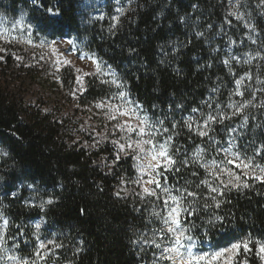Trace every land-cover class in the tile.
<instances>
[{"label": "trees", "instance_id": "16d2710c", "mask_svg": "<svg viewBox=\"0 0 264 264\" xmlns=\"http://www.w3.org/2000/svg\"><path fill=\"white\" fill-rule=\"evenodd\" d=\"M2 1L12 12L27 11L39 33L85 38L87 47L111 66L133 100L163 121L162 128H168L173 138V151L179 150L175 158L180 170L166 171L168 185L199 193L196 215L188 218L195 225L191 234L199 248L221 249L249 237L264 242V182L247 179L250 187L226 190L223 195L200 184L208 179L223 187L206 175L202 160L191 162L198 148L216 155L206 156L209 161L222 159L212 142L219 128L214 123L211 139L200 137L188 130L182 117L193 109L204 114L206 98L217 100L229 85L226 69L203 36L206 20H223L216 18L221 0H131L118 20L108 10L95 21L83 19L80 0ZM245 2L256 13V28L264 33V0ZM48 8L58 15L48 13ZM0 49H4L0 51V144L8 152L0 161L5 192L0 196V212L8 218V237L29 239L31 222L41 218L49 240L62 247L49 245L48 258L40 264H168L156 260L160 249L150 243L154 230L161 227L152 215L160 202L144 196L136 185L133 157L119 151L108 133L103 132L101 139V129L82 112L112 97L119 87L92 75L78 94L71 67L60 71L59 82H47L48 69L41 74L20 46L0 42ZM254 67L241 75L264 76V57ZM35 92L39 97L32 104L28 99ZM52 98L55 104H49ZM185 159L189 163L181 165L179 161ZM19 185L22 188L14 194ZM212 196L220 202L219 208ZM205 203L211 207L205 208ZM249 247V252L240 250L237 263L264 264L255 244ZM31 253L26 252V258Z\"/></svg>", "mask_w": 264, "mask_h": 264}, {"label": "rangeland", "instance_id": "374dc122", "mask_svg": "<svg viewBox=\"0 0 264 264\" xmlns=\"http://www.w3.org/2000/svg\"><path fill=\"white\" fill-rule=\"evenodd\" d=\"M80 2L83 19L85 21H95L105 17L104 11L107 12L108 10H111L113 12V18H116V16L121 13L117 11V9H122L123 11L126 10L130 5L131 0H80ZM219 3H221V7L216 18L219 16L224 18L221 22L217 23L209 19L206 20L207 24L203 36L206 38L205 41L207 42V45L212 47V54L216 56L220 64L226 69L229 85L227 83V88L225 89L224 94L217 100H211L210 96L206 98L203 102L206 111L203 110V112L205 115L208 113L216 115L218 111L222 110L228 115H231L234 111V109L229 107L231 103L252 100V104L243 110L242 115L232 116L230 120H225L222 124H216L219 131L216 130L214 132L216 136L212 142L222 159L224 153L219 151V149L227 148L229 144H231L233 146V151L246 153L249 157H254V162L256 164L264 166V90H262L264 89V76H259L257 72L254 76L250 75L251 78L245 74L241 75L242 72L254 69V66L258 64L260 60H263L264 33L256 28V13L251 11L252 9L248 6L245 0H221ZM109 7H113V9H109ZM259 7H261V5ZM259 7L254 8L260 13V15H263ZM8 8L9 7L4 1L0 0V29L4 27L12 29V35H15L17 39L12 40L9 37L7 40L0 39V42H11L20 46L22 54H29L33 59L32 62L39 67L41 74L44 69L47 68L48 71L44 74V79L47 82H50V80L59 82L60 71L65 67H71L76 78L74 90L78 94H81L85 90V79L92 75H99L102 78L108 79L110 82L115 80L116 83L114 84L116 86L119 85V90L117 93L113 94L112 97L103 99L100 102L93 104L90 108L82 109V112H84L87 119L101 129V133L99 134L101 139L104 138V133L106 132L109 134L113 143L114 141H118L120 144H125L126 142L128 134L121 131L116 125L117 123H123L128 118L117 115L116 119H110V116L115 114L112 106L124 104V101L119 97L120 92H125L127 94L126 99L131 102V106L134 107L141 116H147L151 121L159 122L155 117H152L143 106L136 103L125 91L122 87V83H120L116 76V72L111 66L101 61L94 51L87 47L85 38H51L46 34L39 33L36 29V24L31 21L27 11L15 9V11L12 12V10H9ZM238 15L241 17L240 19H237ZM197 17L200 18L201 16L198 15ZM21 19L25 24H31L32 27L26 30H21L16 25V21ZM29 32L31 33L30 37L28 35ZM29 39L31 40L30 43L28 42ZM69 41H72V43L69 44ZM52 46L57 48L55 54H53ZM89 57L94 58V60L100 64V72L96 71V64L94 63V60L89 59ZM36 60H38V62ZM64 60H68L71 63L66 65L63 63ZM226 60L229 61L228 64L224 63ZM245 61L249 62L245 63ZM76 69H80V71L77 72ZM242 77L244 78L242 85L237 86L235 83L236 80L241 79ZM78 79L81 81L80 83L77 82ZM238 87L244 92V96L233 94ZM55 93L60 97L62 92L61 90H58V92ZM38 97L39 96L35 92V95L28 100L34 104L38 100ZM53 98L50 99L49 104L56 103ZM209 105H211V107H209ZM47 108V106L43 107L44 110ZM201 115V112H194L192 110L190 113L183 114L182 117L186 122L190 120L193 122V130L195 131L197 124L202 123ZM131 122L135 124V118H133ZM162 125L158 124V128L160 129L159 138L161 140L166 139L169 136L168 132L165 133L162 131ZM233 129H235V131H233ZM133 138L135 139L134 135ZM217 139L220 141H217ZM114 144L118 148V144ZM198 151L202 152L204 158L202 159V162L204 163L209 161L206 159V156H216L214 153L208 154L202 148H198L195 151V155ZM121 152L128 153L132 157L134 156V153L130 149H127V147L125 148V151ZM7 154V150L0 144V161L2 158L6 157ZM133 160L137 179H139L141 173L137 167L138 161L134 158ZM230 166L235 167L234 165H229L228 167ZM238 170L239 173L237 174L241 175L242 180L249 179L248 177L243 176L241 169ZM144 179H147V176H145ZM136 185L142 192L141 186L137 183ZM20 188H22L21 185H19L14 194H17ZM4 193L3 185L0 182V196H3ZM4 220L8 221V218L0 212V236H3L6 241L5 247H7L10 252H15L17 256L26 258V252H33V246H36L39 242L37 237H39V240H49V236H47V233H45L44 230L45 223L41 218H37L31 222L30 226L32 232L29 239L25 235L24 237H22V235L20 237H8V224L7 226H4ZM37 224L40 225L39 232H37L35 227ZM14 245H19V247H14ZM218 250L220 249H212L210 247H207L206 249L199 248L196 241L193 248V252L197 255L202 252H214ZM167 262L168 264H171L170 261ZM0 264H11V262L0 261ZM221 264H223V261H221ZM235 264H238L237 257Z\"/></svg>", "mask_w": 264, "mask_h": 264}, {"label": "snow or ice", "instance_id": "6c2138e0", "mask_svg": "<svg viewBox=\"0 0 264 264\" xmlns=\"http://www.w3.org/2000/svg\"><path fill=\"white\" fill-rule=\"evenodd\" d=\"M48 13L51 15H58L57 11L52 8L47 9ZM117 11L123 12L122 9H117ZM241 17L238 15L237 19ZM118 20V17L114 18ZM16 25L21 30H26L32 27L31 24H25L23 20L16 21ZM115 27V25H113ZM12 29L6 27L0 29V39L7 40L9 37L12 40H16L17 37L12 35ZM29 37L31 33L29 32ZM200 35H203L202 33ZM29 43L31 40L29 39ZM72 41H69L71 44ZM4 49H0L3 51ZM53 54L57 52V48L52 46ZM17 59H20L17 57ZM89 59H93L89 57ZM249 61H245L248 63ZM64 64H70L68 60L63 61ZM96 64V71H101V66L98 62L94 60ZM228 64L229 61H224ZM77 72L80 69H76ZM246 76L250 77V74L246 73ZM243 77L236 80L237 86L242 85ZM78 83L81 81L78 79ZM112 83H116L115 80ZM119 87V85H117ZM264 90V89H262ZM234 95L244 96V92L237 88L233 93ZM119 97L124 101L123 105L112 106L113 112L115 114L110 116V119H116L117 115L127 117L123 123H117L116 127L121 131L128 134L125 144H120L118 141L114 143L118 144L119 151H125V148L130 149L134 156L133 158L138 161L137 167L141 173L139 179L135 183L139 184L142 188V194L147 197H154L155 200L159 201L160 204L157 208H154L152 215L161 223V227L154 230L153 239L150 241L155 248L160 249V256L156 257L157 261H170L171 264H235L236 257L241 249L244 252L251 251L249 245L255 244L256 255L259 259L264 262V242L260 240L253 241L250 237L232 243L230 247H226L214 252H202L200 254H195L193 248L195 246L196 238L191 234L192 228L195 225L188 221L189 217L196 215L197 209L194 207L195 198L199 193L195 191H189L187 188L180 189L174 188V186H169L166 176V171H179L180 168L177 167V159L175 158V153L179 150L173 151L172 136L169 135L166 139L161 140L160 129L158 124L162 125L163 121L153 122L147 116H141L139 112L131 106L126 97L125 92H120ZM252 104V100H245L240 102H234L229 105L234 111L231 115H228L224 111H218L216 115L211 113L202 114V123H198L196 126V135L200 137H209V132L214 129L211 125L214 123H223L225 120H230L232 116L242 115L243 110ZM100 106V105H98ZM211 107V105H209ZM193 111H197L193 109ZM135 118L136 123L133 124L131 121ZM247 119V118H245ZM176 125H173L175 127ZM185 126L191 132L193 130V122L190 120L185 122ZM163 132H169L168 128H163ZM235 131V129H233ZM135 136V139L133 138ZM219 151L224 153L223 159L217 161L212 159L206 163H200V167L205 169L207 176H210L213 181H218L222 188L213 186V183L208 179L200 181V184L206 185L212 193H218L223 195L224 191L241 188L250 187L247 180H242L241 175L237 174L233 168L228 167L229 165H234L235 168L241 169L243 176L249 179L264 182V166L258 165L254 162V157H249L246 153L233 151V146L229 144L227 148L219 149ZM117 159H119V153L117 154ZM203 158L202 152L198 151L196 153V158L191 162L196 164L199 163ZM181 165H187L189 161L187 159L179 161ZM195 175V173H193ZM147 176V179L144 177ZM161 177L164 178V183H161ZM227 177V179H224ZM154 186V187H152ZM200 185L197 184L198 188ZM119 195V193H117ZM187 197H193V200H187ZM212 201L215 203L217 208L220 207V202L215 196L211 197ZM47 203H52L51 200ZM205 208L211 207V205L205 203ZM158 209V210H157ZM217 221L223 220V217L216 216ZM211 223V221H209ZM4 226H7L8 221H3ZM37 232L40 230V225L36 226ZM159 237L157 240L156 237ZM38 244L34 247L33 252L28 258L17 256L15 252H10L7 247H5V239L0 236V261H10L11 264H40L42 261H46L48 254L51 251L49 245L54 248L62 247L61 244L57 243L55 240H39ZM149 243V241H145ZM14 247H19V245H14ZM247 264V261L244 262Z\"/></svg>", "mask_w": 264, "mask_h": 264}]
</instances>
